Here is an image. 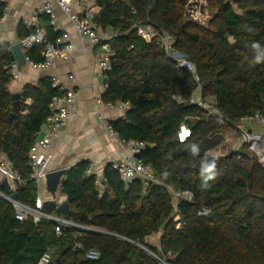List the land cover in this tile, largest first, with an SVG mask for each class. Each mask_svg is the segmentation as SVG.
I'll return each instance as SVG.
<instances>
[{"label":"trees","instance_id":"obj_1","mask_svg":"<svg viewBox=\"0 0 264 264\" xmlns=\"http://www.w3.org/2000/svg\"><path fill=\"white\" fill-rule=\"evenodd\" d=\"M189 1L94 0L96 25L118 32L108 42L115 57L101 100L128 106L124 117L111 125L119 140L147 144L138 158L151 167L157 183L145 189L137 180L125 184L110 164L102 173L103 187L87 173L89 162L65 171L59 189L72 214L64 218L114 237L72 229L56 235L52 222H19L12 205L0 198V264H37L44 253L51 255L52 264H264V165L244 145L218 157L210 187H201L200 176V162L212 158L207 153L222 144L223 132L244 128L243 117H264V63L253 64L251 47L255 42L264 47V0H206L211 16L205 24L188 18ZM5 8L0 0V19ZM37 24L52 44L62 36L46 15H40ZM135 26H152L172 36L174 49L195 66L202 94L213 100L223 124L188 105L191 75L177 70L155 41L142 40ZM33 31L19 22L20 40ZM42 50L43 44L37 43L25 58L41 63ZM13 63L9 45L0 43V154L22 181L13 191H0L34 207L30 153L51 115L52 100L63 93L49 78L24 86L21 109L10 123ZM181 125L190 131L183 142L177 136ZM193 145L199 149L196 155ZM172 192L191 198L175 201ZM202 210L209 212L199 216ZM42 212L62 216L55 203L45 202ZM155 235L157 247L147 243ZM88 250L98 251L100 257L85 259Z\"/></svg>","mask_w":264,"mask_h":264},{"label":"built area","instance_id":"obj_2","mask_svg":"<svg viewBox=\"0 0 264 264\" xmlns=\"http://www.w3.org/2000/svg\"><path fill=\"white\" fill-rule=\"evenodd\" d=\"M57 6L61 12L68 18L69 22L73 25L76 33L81 41H84L89 46L95 48L100 55L99 61V75L104 81V90L107 85L105 83L106 73L111 69V63L115 57V52L110 48L108 42L117 37L118 32H114L109 29H101L96 25V13L93 8L85 3V0H56ZM73 6L80 8V13L76 14L73 11ZM40 15H46L49 17L50 25L54 30H58L57 16L50 3H45L40 7L32 9L26 17L20 22L27 30L34 29V31L26 38L20 41L21 51L25 54L33 45L37 43L43 44V50L41 52L42 62L35 64L26 59V65L34 70L44 71L52 67V65L61 59H66L72 52V45L70 43L62 44V40L58 39L55 44L48 42L45 39L43 30L38 26V17ZM7 11L4 10L2 19H6ZM137 35L147 43L155 41L160 47L164 55L176 65L177 70L185 71L189 73L194 81V86L191 91L190 97L187 101L188 105H193L199 108L201 111L207 113L210 117H216L221 124L224 123V119L221 114L214 108L213 100L210 102L202 94V86L200 84V78L197 74L195 66L188 61V59L178 53L174 49V40L172 36L166 31H159L152 26L139 27L135 26ZM20 66L15 62L10 66L11 81L16 82L19 79ZM72 79V77H70ZM52 87L59 89L63 94L59 97H55L50 105L51 115L45 120L41 126L35 146L32 148L29 164L31 168L30 179L36 186V199L34 207H29L14 201L11 199L10 194H4L0 191V198L12 205L15 213V219L19 222L29 221L33 225H37L41 220L54 223V231L56 235H59L63 229H72L79 232H94L100 234L102 231L90 229L82 225L75 224L63 216L52 217L42 212L43 205L45 203V193L40 187L41 181L45 177V167L47 162V152L51 148L52 144L57 138V135L62 131L70 118L71 112L75 106V94L63 87L56 79H51ZM120 109H125L126 104H119ZM100 126L110 137L119 140L117 132L113 129L110 122L106 121L101 115L98 116ZM240 125L242 127L259 126L264 128V117L255 114L252 116H246L240 119ZM184 133V135H183ZM190 135V131L186 125H181L178 133V139L183 142ZM238 147L239 150L244 145H251L253 142L260 139L256 134L249 133L243 128L239 130ZM120 142L124 145L128 151L129 156L122 157L119 161H110L112 169L118 174L120 180L128 184L132 181H140L143 188H147L150 184H156L157 181L154 177L153 170L150 166L145 165L136 155H139L143 150L147 148V144L141 141L129 140ZM237 150V152H238ZM97 163H89L87 173L96 177V184L100 185V179L96 175L95 167ZM0 175L2 179H6L9 186L12 185V191L15 184H22V181L18 174L14 172L8 163L4 155L0 154ZM11 190V189H10ZM172 197L175 201L179 197H185L190 199V195L183 193L181 195L172 192ZM208 210H202L198 213L199 216H206ZM175 218H178L176 215ZM179 219V218H178ZM76 248L80 249L81 245L76 244ZM100 254L96 250H88L85 253V259L97 260ZM161 264H165L160 261ZM37 264H52V258L49 253H44Z\"/></svg>","mask_w":264,"mask_h":264},{"label":"crops","instance_id":"obj_3","mask_svg":"<svg viewBox=\"0 0 264 264\" xmlns=\"http://www.w3.org/2000/svg\"><path fill=\"white\" fill-rule=\"evenodd\" d=\"M6 3L7 17L0 19V43H7L9 48L21 40L17 35L19 22L28 13L45 3H50L57 16V27L62 32L59 38L62 44L70 43L72 52L66 59L56 61L51 68L39 71L29 66L20 67L19 79L8 85L10 95L21 94L26 85H33L41 78L56 79L60 84L75 94V106L71 112L66 127L60 131L56 140L47 152L45 177L40 183L45 193V202L55 203L57 207L66 202L59 184L64 175L59 178V183L53 193L51 187L55 180L47 177L61 171H67L80 162H96V175L103 187L102 173L104 167L111 161H119L122 157L129 156L128 151L120 140L110 137L100 126L98 116L112 123L124 117L128 106L120 109L119 104H104L101 96L104 93V81L99 75L100 55L97 50L78 37L75 28L68 18L57 6L56 0H2ZM97 14L94 0H85ZM76 14L80 8L73 6ZM72 77V79H70ZM212 100V99H211ZM26 105H31L27 100ZM0 175V183L2 182ZM53 183V184H52ZM12 185L10 189L12 190ZM154 236L148 239L151 242ZM153 246V245H151Z\"/></svg>","mask_w":264,"mask_h":264},{"label":"rangeland","instance_id":"obj_4","mask_svg":"<svg viewBox=\"0 0 264 264\" xmlns=\"http://www.w3.org/2000/svg\"><path fill=\"white\" fill-rule=\"evenodd\" d=\"M211 16V11L207 8L206 0H190L188 7V18L198 22L199 24H205ZM212 101L210 98L208 99ZM245 131L256 134L260 139L253 142L249 145V151L258 157V160L261 164L264 165V128L259 126L245 127ZM223 137L222 144L213 151L207 153L208 157H221L226 156L231 153L237 152L238 140H239V131H226L221 134ZM239 151V150H238ZM179 200V198H178ZM176 222V227L179 228L178 218H174ZM148 241V240H147ZM148 243V242H147ZM149 243L154 247L158 246V236L155 235L153 240ZM169 260H173V256L169 257Z\"/></svg>","mask_w":264,"mask_h":264},{"label":"water","instance_id":"obj_5","mask_svg":"<svg viewBox=\"0 0 264 264\" xmlns=\"http://www.w3.org/2000/svg\"><path fill=\"white\" fill-rule=\"evenodd\" d=\"M10 53L13 57V60L14 62L20 66V67H25L26 66V58H25V54L21 51V43L18 42L14 45H11L10 48ZM22 97H21V94H13L11 96V109H12V113L10 114L9 116V121L10 123L13 122L14 118H15V115L16 113L21 109V104H22ZM136 158H138V155L135 156ZM65 171H61V172H58L54 175H51V176H48L47 179L48 180H55L54 184H53V187H51V193H53L59 183V178L62 177L64 175ZM0 188L3 189V190H6L8 191L10 189V186L7 182L6 179H3L2 182L0 183ZM10 197L12 200L16 201V195L15 194H10ZM57 211L60 215H62L63 217H67L68 215L72 214V211L70 210L69 208V204L66 202L62 203L61 205H59L57 207ZM100 234H104V235H108V236H112L114 237V235L112 234H109V233H106V232H101ZM124 240V239H123ZM130 242V241H128ZM132 245L138 247L139 249L143 250V251H146L147 250L133 242H130Z\"/></svg>","mask_w":264,"mask_h":264},{"label":"clouds","instance_id":"obj_6","mask_svg":"<svg viewBox=\"0 0 264 264\" xmlns=\"http://www.w3.org/2000/svg\"><path fill=\"white\" fill-rule=\"evenodd\" d=\"M247 27V26H245ZM248 31L252 32L254 29L248 28ZM251 47L255 50V55L253 57V64H261L264 63V53H262V47L260 43L255 42L252 43ZM199 149L198 146L193 145L192 146V153L193 155H196L198 153ZM217 156H213L211 159H203L200 162V176L202 178V188L210 187L209 181H212L216 177V167H217Z\"/></svg>","mask_w":264,"mask_h":264},{"label":"bare ground","instance_id":"obj_7","mask_svg":"<svg viewBox=\"0 0 264 264\" xmlns=\"http://www.w3.org/2000/svg\"><path fill=\"white\" fill-rule=\"evenodd\" d=\"M183 135H184V133H183Z\"/></svg>","mask_w":264,"mask_h":264}]
</instances>
